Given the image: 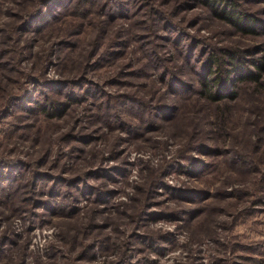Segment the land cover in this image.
<instances>
[{"label": "rangeland", "instance_id": "374dc122", "mask_svg": "<svg viewBox=\"0 0 264 264\" xmlns=\"http://www.w3.org/2000/svg\"><path fill=\"white\" fill-rule=\"evenodd\" d=\"M125 1L127 17L90 15L86 34L70 38L95 39V59L118 50L109 66L88 68L81 101L53 119L26 116L25 101L12 99L0 122V264H264V89L241 84L217 132L215 104L197 85L168 101L161 82L176 70L197 84L191 54L199 67L210 49L264 53V34L238 33L197 0ZM239 1L264 22V1ZM28 5L0 0V59L11 78L0 113L10 86L19 94L63 77L50 62L49 30L37 39L15 31ZM70 18L54 35H69ZM154 51L164 69L148 62ZM44 89L33 91L43 101ZM127 94L174 110L124 114Z\"/></svg>", "mask_w": 264, "mask_h": 264}, {"label": "trees", "instance_id": "16d2710c", "mask_svg": "<svg viewBox=\"0 0 264 264\" xmlns=\"http://www.w3.org/2000/svg\"><path fill=\"white\" fill-rule=\"evenodd\" d=\"M91 1L92 0H27L29 5L24 8L23 13L19 14L18 17L22 19V22L17 25L15 31L27 35H43L49 30L50 32L48 33L53 40V43H51L53 50L50 53V62L51 64H55L58 72L61 73L63 77L52 83L37 79L39 83L34 88H36V90H38L39 87L45 88L43 90L46 92L44 101L37 97L38 91L33 93L34 88H32V90L28 87L20 88L19 94H17L15 92L18 91V88L10 86L9 90L11 95L6 93L4 99H9V102L0 113V122L2 119L4 120L9 116V110L14 105L13 103V105H11L12 99H16L19 102L25 101L23 104H25L24 111L27 113L26 116L35 115L36 117L44 116L53 119L63 116L70 110L73 104L81 101L79 95L81 91L88 92L89 89H84V81L86 80L88 68L96 65V62H100L101 60L103 61L100 62V64L106 67L109 66V61L113 62L118 59V50H114V48L109 49L107 54H101L99 58L95 59L96 55L94 52L99 44L92 43L95 39L90 41V43H80V40H70L72 37L79 38L83 36V34H86V20L90 15L97 14L99 16H105L107 9H109L108 17L114 24L117 17H122L120 15L123 14V10L127 11L124 17H127L130 12V3H127L125 0H104L96 3H91ZM197 1L198 4L206 7L209 14L214 19L228 23L242 35L264 34V22L259 20L254 13L244 9L239 0ZM263 1L264 0H261L260 2ZM15 2L18 6L19 2ZM93 3L94 5L91 7ZM84 5L89 6L84 8L81 7ZM67 14L71 16L69 35L59 38V35H54L53 27H56L62 17L64 15L67 16ZM162 18L164 22H167L165 15H163ZM171 25L174 26L173 22ZM178 32H180V29ZM38 35L34 37V39H37ZM111 44V47H114L113 43ZM150 45L151 43H147L145 47ZM123 46L125 48L126 44H123ZM256 50L226 47L219 49L217 52L214 51V49H210L199 67H197V65L191 66L195 55H189V59L185 65L190 66L193 70L198 69L200 79L197 84H192L188 82L185 77H181L179 73H176V70L174 71L175 73H171L172 78L166 80L163 77L161 82L167 83L166 87L169 90L167 91L170 95L168 101L172 98L171 96L177 97V94H180L181 98L185 92L191 91L192 89L190 88H194V86L197 85L199 90L198 94L209 103L215 104L216 117L214 126L216 131H224L228 113L230 109L234 107L233 103H235L240 96L239 87L241 84H252L257 90L264 89V53L260 50L256 52ZM2 51H0V53ZM185 55H187V53ZM121 56H123V53H121ZM54 58L56 61H53ZM161 61L162 60H159L157 52H148V62L151 67L157 68L161 65V68L164 69L165 65H163ZM79 65L83 67L82 71H80ZM123 68L124 67L121 66L120 69L123 70ZM136 73L140 74L138 71H136ZM122 74L123 73L120 71L118 72L119 78H121ZM39 75L43 78L42 74L39 73ZM9 80H11L10 67L0 59V90L5 91V88H8L7 85H9ZM118 84L119 79L118 81L113 80L111 83V85ZM178 84L183 87L178 86ZM90 88V90L94 89L93 87ZM120 98L121 100L119 102H121V106L123 105L125 108L124 114L127 112L130 116L134 114L136 110L145 113L150 109L154 114L157 112V116L162 112L165 113L167 110H174V106H170L168 103L166 104V101H163L162 104L157 106H151L152 103L148 102V100L142 99L141 97L136 98L131 94L124 95ZM26 102H28V105H26ZM117 103L114 102L109 106V101L107 99L105 101V107L118 106ZM172 119L173 117L170 120ZM246 157L248 156L246 155L244 157L245 162L249 164L251 162L252 164L254 163L253 160H246ZM238 160L239 159H237V161Z\"/></svg>", "mask_w": 264, "mask_h": 264}]
</instances>
